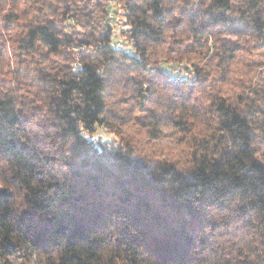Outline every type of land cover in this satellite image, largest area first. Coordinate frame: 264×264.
I'll use <instances>...</instances> for the list:
<instances>
[{"label":"trees","instance_id":"obj_1","mask_svg":"<svg viewBox=\"0 0 264 264\" xmlns=\"http://www.w3.org/2000/svg\"><path fill=\"white\" fill-rule=\"evenodd\" d=\"M19 2L11 0L13 7L6 12L8 0H0V20L4 22L0 30V62L10 42L20 68H27L23 56H31L41 47L49 49L39 56L50 54L43 61H51V71L27 68L35 75L21 77V82L14 68L10 69L17 81L10 91L23 95V91L35 88L48 97V112L44 113L39 103L28 113L24 107H15L14 98L10 97L7 103L0 100V159L16 163L27 173L25 183L35 186L28 209L18 218L5 211L0 215V224L14 219L15 230L45 251L63 246L87 250L90 256L103 246L104 238L111 242L109 226H115V244L131 252V264H136L137 259L141 260L139 264H192L194 248L203 252L219 238L244 239L253 219L264 223V162L252 156L259 151V147H253L259 133L252 125L260 121L257 126L264 130V75L258 71L264 65L259 59L264 56V16L259 9L252 12L260 0H237L243 10L234 8L232 0H212L207 8V0H127L119 13L112 9L114 15L121 14L123 18V28L118 33L110 24L111 10L102 7L100 0L94 4L92 0H57L55 6L49 0H39L48 4L50 11L44 13L43 8H36L41 15H33L24 23L20 21L30 11L18 12ZM237 10L240 16L230 15ZM247 11L249 15L245 16ZM64 27H73L75 31L69 33ZM24 29L26 35H13L23 33ZM94 41L95 48L88 52ZM116 42L122 46H115ZM147 45L156 53L158 67H147ZM205 47L209 62L220 52H226L233 63L227 69L217 65L219 71L214 80L223 86V102L208 116V120L215 118V127L205 124L211 135L202 145L205 154L195 171H161L157 165L135 159L126 145L95 142L86 132L104 125L99 119L81 131L76 129L77 118H94L87 101L96 98V87L103 83L117 85L123 80L125 87L138 90L139 81L129 76L131 71L137 72L144 84L157 88L161 85L173 90L182 102L190 100L206 77L179 78V71H194L193 61L185 63L184 58L195 57ZM69 48L79 50L76 55L80 61L94 59L102 64L103 72H97L98 65L91 63L77 62L74 70L72 63L55 65L52 56ZM164 64L169 67L165 69ZM61 72L65 79H58ZM240 76L250 77L252 86L236 94L232 90ZM4 83L0 77V84ZM249 93L260 103L253 100L238 112L239 104L251 100ZM27 99L20 103L23 105ZM78 99L85 101L83 107L69 103ZM142 99L153 100L150 95ZM40 112L43 115L37 119ZM206 112L212 113L211 105ZM69 139L72 143L67 149L64 143ZM16 179L13 177V182ZM237 199L242 203L235 209L229 208ZM12 200L13 193L0 189V206ZM209 209L227 210L235 215L227 223H217L209 219ZM206 228L210 229L207 233ZM218 229L222 231L217 232ZM92 233L101 239H90ZM3 243L8 251L14 250L15 245L7 238ZM67 259L69 264H85L75 252Z\"/></svg>","mask_w":264,"mask_h":264},{"label":"clouds","instance_id":"obj_2","mask_svg":"<svg viewBox=\"0 0 264 264\" xmlns=\"http://www.w3.org/2000/svg\"><path fill=\"white\" fill-rule=\"evenodd\" d=\"M53 6L57 4V0H49ZM95 3V0H92ZM127 0H117L113 3L112 0H103L102 7L109 9L120 8L121 5L126 6ZM212 0H207L204 7L207 8ZM234 8L245 9L241 5L237 4V0H232ZM13 4L11 0L5 6V11L12 9ZM91 7V5H89ZM36 8H43L44 13H48L50 8L48 4L34 2V0H20L16 5V10L19 12L23 9H28L30 15L21 19V23L31 20L33 15L39 16L41 13L35 11ZM257 9L261 10L259 14L264 16V0H260L256 8L252 9V12H257ZM240 10L233 11L230 15L240 16ZM102 16V13L100 14ZM249 12H245V16H248ZM135 18V17H133ZM3 21L0 20V30H2ZM27 34V29L23 30V33H13V35ZM182 39V38H181ZM40 43L39 40L36 41ZM187 43V42H186ZM252 43H256L255 40ZM96 42H93L87 51L92 52L95 48ZM148 47V55H146V65L149 68L158 67L156 65L157 55L150 45ZM46 47L39 48L38 51L32 52V55L23 56V65L27 68H35L36 64L32 57L39 59L40 52H48ZM68 51L73 53L74 59L80 63L97 64V72H103V65L98 64L94 59L89 61H80V58L76 53L78 49H61L62 54H66ZM264 51V49H261ZM208 49H205L197 54L195 57H185V63L193 61L194 71H182L181 74L196 76L201 78L206 77L203 86L198 87L192 94V97L188 101L182 102L179 98L175 97L173 90L166 89L159 85V88L154 84H144V80L135 71L129 72L130 77H134L139 84L136 85V89L125 87L123 80L119 84H107L103 83L96 87V92L93 94L96 96L94 100L87 101L91 104L92 111L94 112V118L85 120L83 118H77L75 127L78 131H81L86 125L90 126L92 121L97 119L103 121L107 125V130L112 134L113 139L119 138L120 141L129 145L135 146L139 151L144 152L149 158V162L153 165H157L161 171L168 169H175L178 172H185V169H192L195 171V167L199 165L200 159L203 157L204 147L202 145L210 137V132L205 129L210 124L211 127H215V118L208 120V116L213 115L216 108L223 102L221 97L223 92L221 88L216 84L214 77L217 75L220 67L227 69L232 62L228 59L226 52H220L214 59L209 62L204 53H207ZM211 55V53H209ZM221 57H224L221 61ZM255 58V57H254ZM101 60L104 57H100ZM259 59L264 61V56H260ZM17 57H13V46H11L4 56L3 61L0 62V68L3 69L0 72V77L6 81L4 84H0V100L7 103L9 98H14L13 102L16 108L24 107V110L31 113L36 108V103H39L43 108L44 113L48 112V108L45 107L48 97L39 94L35 88L31 90L23 91V95L20 91H10L15 88L17 81L13 79L10 74L11 68L17 67ZM52 60H58L60 66L73 63L72 60L63 59V55H53ZM51 61H48L47 65L40 64V67L45 68L46 71H51ZM191 66V65H190ZM169 66L164 64V68ZM75 66L72 70H74ZM64 71H69L65 68ZM258 71L264 75V65ZM35 74V73H33ZM64 73L61 72L58 79H65ZM241 81L243 86H241ZM237 87L232 90L233 93L238 94L241 91H247L250 83V77L240 76L236 80ZM261 87H264L262 82ZM147 89V91H145ZM58 95V93H57ZM151 96L152 101L142 99L145 96ZM37 96L40 99H35ZM27 97L28 99L22 105L20 101ZM248 97L251 100L246 99L244 103H241L237 107V111L245 109L246 105H251L255 100L257 104L260 101L256 96L249 93ZM29 100H34L33 103H29ZM159 102H155V101ZM69 103L79 104L84 106L85 101L83 99L72 100ZM232 104V101H228ZM212 106V113L206 112L209 106ZM236 105H233L235 107ZM43 115L42 112L38 113L36 118H40ZM75 116V113H73ZM170 117V119H161V117ZM260 121H257L252 125L254 131L259 133L258 140L255 141L253 147H259V151L252 153L256 159L264 162V130L257 125ZM175 126V127H174ZM182 129V130H181ZM179 140L177 144L175 141ZM72 140L69 139L64 143V147L67 149L70 147ZM13 177H17L13 182ZM27 173L22 171L19 166L7 159H0V189H6L13 193V200L9 203L0 206V215H3L5 211L9 212L14 218H18L19 214L27 210L29 207L28 201L32 198L31 189L35 186L31 183H25ZM242 201L239 199L233 201L229 208L235 209L240 205ZM209 219L217 223H227L235 212L217 211L209 209ZM15 220L4 221L0 224V264H69L67 257L71 256L74 252L78 253L84 260L85 264H131L132 254L131 252H125L123 246L117 247L115 241L117 239V233L115 232V226H109V231L112 233L111 242L108 238L103 239V246L100 249L94 250V255H89L87 250L65 249L63 246L56 248L52 251H45L44 249L35 246L30 239L23 236L21 232H18L13 227ZM255 225L256 227H252ZM252 225L245 231L248 235L241 239L240 236L219 238L214 245H209L206 249L201 251L199 247L194 248L192 253L194 259L192 264H264V223L260 220L253 219ZM210 229H205V233ZM222 231L218 229L217 232ZM11 241L15 248L13 251H8L4 246L3 241ZM90 239L99 240L101 237L92 233ZM141 260L137 259L136 264H139Z\"/></svg>","mask_w":264,"mask_h":264},{"label":"rangeland","instance_id":"obj_3","mask_svg":"<svg viewBox=\"0 0 264 264\" xmlns=\"http://www.w3.org/2000/svg\"><path fill=\"white\" fill-rule=\"evenodd\" d=\"M100 1H101V3L103 2V0H100ZM112 2L115 3V1H113V0H112ZM116 9H118V13H119L120 12L119 11V8H116ZM110 10L112 11V9H110ZM99 19L100 18H97V22L99 21ZM105 21H106V19H105ZM105 21H103V25H104ZM110 24L115 28L114 29L115 32L118 33L119 32V29L120 28H123V18H122V15L121 14H115L114 15V19L112 21H110ZM63 30L64 31H68L69 33H73V31H75V29L73 27H71V28L64 27ZM61 55H63V59L65 57H67L69 60H73L74 59L73 53L70 52V51H68L65 55L61 53ZM44 56H47V57L50 58V54H46V53L43 54V56H39V62L35 63L36 64V67H39L40 69H42V67H40V64L47 65L48 62H44L43 61ZM52 61H54L55 65H56V62L59 63L58 60H52ZM73 63H72V67L76 66L77 61L76 60H73ZM65 65H71V64H65ZM43 69L45 70V68H43ZM182 71L183 70H181V72L179 71V73H182ZM14 72L17 75V77H19V79H20L21 82H23V80H22L21 77H32V76L35 75L33 73H30L29 72V69L24 68V67L23 68H20L18 66L16 68H14ZM179 73H177V74H179ZM182 75L183 74H179V78L182 77ZM175 79H178V78H175ZM86 135L88 137L89 136L92 137L94 139V141L97 142V143H107V142L110 141L109 144H111V145L112 144H114V145H126V147L127 148H130V150L134 154L135 159H137L138 161H141V162L150 163L149 162V158L145 155V153L139 151L135 146H129V145L125 144L122 141H120L119 138L113 139L112 134L107 130V125H105V124L104 125H97L95 127V130L93 132H86Z\"/></svg>","mask_w":264,"mask_h":264},{"label":"built area","instance_id":"obj_4","mask_svg":"<svg viewBox=\"0 0 264 264\" xmlns=\"http://www.w3.org/2000/svg\"><path fill=\"white\" fill-rule=\"evenodd\" d=\"M109 20L112 21L114 19V14L112 11H110V13L108 14ZM115 46H122V44L120 42H116L114 44Z\"/></svg>","mask_w":264,"mask_h":264}]
</instances>
